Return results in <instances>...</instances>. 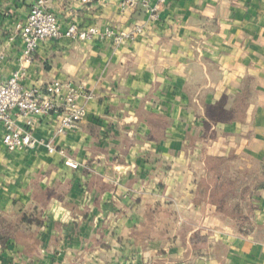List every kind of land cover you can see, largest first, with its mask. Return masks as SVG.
Listing matches in <instances>:
<instances>
[{"label": "crops", "instance_id": "1", "mask_svg": "<svg viewBox=\"0 0 264 264\" xmlns=\"http://www.w3.org/2000/svg\"><path fill=\"white\" fill-rule=\"evenodd\" d=\"M38 0H0V82L23 65L25 87L51 79L82 91L87 113L45 146L9 151L0 123V219L41 220L0 242V264H264V0H168L158 18L118 0H47L61 26H111L134 40L41 44L20 36ZM63 150V153L61 152ZM243 178L240 218L199 192L206 159Z\"/></svg>", "mask_w": 264, "mask_h": 264}, {"label": "built area", "instance_id": "2", "mask_svg": "<svg viewBox=\"0 0 264 264\" xmlns=\"http://www.w3.org/2000/svg\"><path fill=\"white\" fill-rule=\"evenodd\" d=\"M90 4L96 0H76ZM122 10L141 9L156 19L168 0H118ZM47 0H38L31 8L20 29L23 42L22 57L30 62L41 44L69 37L84 41L91 39H112L116 45L134 40L143 32L140 26L132 31H119L114 27L101 30L96 26L80 27L71 23L63 28L54 12L47 10ZM5 54L0 51V66ZM24 65V63H23ZM23 65L12 72L4 82H0V123L4 127L3 143L9 151L34 150L45 146L49 152L56 151L52 140L37 138L33 129L38 119L49 118L56 122L57 134L74 130L86 116V107L79 102L80 87L71 81L51 79L44 88L25 87ZM63 153V150H61Z\"/></svg>", "mask_w": 264, "mask_h": 264}, {"label": "trees", "instance_id": "3", "mask_svg": "<svg viewBox=\"0 0 264 264\" xmlns=\"http://www.w3.org/2000/svg\"><path fill=\"white\" fill-rule=\"evenodd\" d=\"M226 160L218 157H208L207 176L199 185V192L205 196L209 194V200L218 202L220 210L230 214L234 218H240L244 211L250 207L248 200L244 199V193L249 187L247 180L240 178L231 183H224L228 171ZM264 187V180L258 178L257 188ZM41 220L34 213H22L15 221L10 222L0 219V242L5 243L10 237L17 234L20 228H29L32 224H40Z\"/></svg>", "mask_w": 264, "mask_h": 264}]
</instances>
